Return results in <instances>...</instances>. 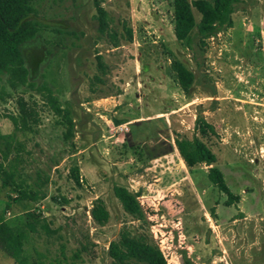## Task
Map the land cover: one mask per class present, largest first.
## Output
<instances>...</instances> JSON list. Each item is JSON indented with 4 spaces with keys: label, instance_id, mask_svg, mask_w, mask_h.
<instances>
[{
    "label": "rangeland",
    "instance_id": "obj_1",
    "mask_svg": "<svg viewBox=\"0 0 264 264\" xmlns=\"http://www.w3.org/2000/svg\"><path fill=\"white\" fill-rule=\"evenodd\" d=\"M170 1L102 0L116 46L97 31L92 0L33 2L29 17L42 29L21 52L29 78L46 81L69 104L73 136L63 138L65 126L28 90L0 103V133L12 131L7 115L21 95L38 116L32 130L16 135L25 149L22 171L48 176L46 197L35 207L56 230L29 234L26 249L41 252L44 264H108L109 241L139 219L169 264H181L183 251L192 264H264V0L237 3L233 25L208 38L203 50L175 39ZM177 64L194 74L187 93ZM196 113L215 130L202 140L238 197L231 204L207 179V166L188 171L173 144L175 134L191 137ZM128 119L135 120L126 130L114 128V120ZM74 166L80 185L70 177ZM1 182L0 175V212L13 195ZM114 184L139 191L137 215L123 211ZM97 197L109 212L102 222L88 213ZM22 211L10 201L5 217ZM81 243L87 250L73 258ZM0 264L15 263L0 250Z\"/></svg>",
    "mask_w": 264,
    "mask_h": 264
},
{
    "label": "trees",
    "instance_id": "obj_2",
    "mask_svg": "<svg viewBox=\"0 0 264 264\" xmlns=\"http://www.w3.org/2000/svg\"><path fill=\"white\" fill-rule=\"evenodd\" d=\"M35 1L37 0H0V103L5 102L19 90L40 94L49 110L58 117V122L65 126L62 135L64 139H68L73 136V120L70 116L69 104L61 103L46 81L37 83L29 78V70L21 52L22 44L34 39L42 29L40 22L29 17L34 12ZM101 1L92 0L97 31L101 35L108 34L113 39V45L116 46L115 33L110 30L108 14L101 6ZM240 1L171 0L172 30L175 39L183 42L189 49L197 46L198 49L203 50L208 38L233 25L231 15L235 5ZM193 9L199 15L198 20L195 19ZM125 31L128 38H131L130 30L125 29ZM96 65L99 71L105 72V64L99 56ZM176 77L181 90L187 93L194 79L193 72L182 64H177ZM94 78L100 81L97 75H94ZM16 95V112L7 115L13 126L12 131L0 133L1 184L8 187L13 194L8 196V201L4 202L0 212V250L15 264H44L41 259L43 254L35 248L29 252L26 243H30L31 233L56 232L55 229H50L45 216L35 207L39 200L46 197L45 185L48 176L41 170H35L32 175L22 171L21 165L24 162L22 152L25 149L16 135L17 132L32 130L33 124L38 121V116L21 95ZM114 122L120 121L114 120ZM209 135H215L213 126L202 114L196 113L191 137L175 134L173 144L188 171L202 164L207 166V179L219 192L227 196L226 203L231 204L238 197L232 194L222 172L214 165L216 155L202 140ZM131 148L136 150L139 147ZM141 155L139 152L138 156ZM69 172L73 182L80 185L81 178L77 167H71ZM112 194L128 215L134 217L140 212L141 206L137 198L139 191L131 192L126 186L114 184ZM51 198L54 202L59 200L55 196ZM10 201L21 205L23 208L21 214L5 217ZM62 202L66 200L62 198ZM88 213L96 222L105 221L109 216L108 210L98 197L92 201ZM144 223V219H139L136 225H121L116 237L108 243L107 255L110 257L108 264H169L151 233L144 230ZM30 245L32 247L31 243ZM87 248V244L81 243L72 257L78 258L80 252L86 251ZM181 264H192L185 251L182 253Z\"/></svg>",
    "mask_w": 264,
    "mask_h": 264
},
{
    "label": "crops",
    "instance_id": "obj_3",
    "mask_svg": "<svg viewBox=\"0 0 264 264\" xmlns=\"http://www.w3.org/2000/svg\"><path fill=\"white\" fill-rule=\"evenodd\" d=\"M134 120L135 119H128V120H123V121H120V122H118V123H115V124H123V125H125L126 123H130V122H134ZM163 121H164V123L166 122L165 120V118L164 119H162ZM126 126V125H125Z\"/></svg>",
    "mask_w": 264,
    "mask_h": 264
},
{
    "label": "built area",
    "instance_id": "obj_4",
    "mask_svg": "<svg viewBox=\"0 0 264 264\" xmlns=\"http://www.w3.org/2000/svg\"><path fill=\"white\" fill-rule=\"evenodd\" d=\"M114 128L119 131L126 130V127L123 124H115Z\"/></svg>",
    "mask_w": 264,
    "mask_h": 264
}]
</instances>
